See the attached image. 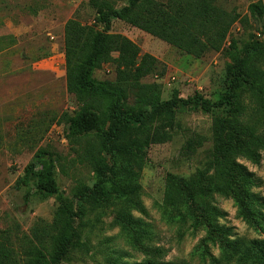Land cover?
Masks as SVG:
<instances>
[{
  "label": "trees",
  "instance_id": "1",
  "mask_svg": "<svg viewBox=\"0 0 264 264\" xmlns=\"http://www.w3.org/2000/svg\"><path fill=\"white\" fill-rule=\"evenodd\" d=\"M108 1L123 7L99 8L94 26H83L76 19L69 21L64 37L66 88L79 104L73 116L64 118L66 138L78 142L96 137V142H88L85 149L95 184L93 188L78 184L73 200L65 197L59 188L56 156L47 149L40 150L15 188L24 193L26 202L40 194L55 198L59 206L52 222L38 221L30 235L20 233L15 223L0 233V264L69 262L82 237L79 223L105 206L114 207L115 224L134 236L137 243L149 238L150 232L134 216L145 214L140 179L148 150L170 141V136L153 126L154 122L166 117L171 127L178 108L214 113L211 103L197 94L193 101L175 94L172 100L162 102L160 86L142 84L160 72V63L148 54L142 55L127 37L110 34L111 24L121 21L203 59L224 49L238 18L218 7V0ZM249 13L252 19L264 20V5L252 4ZM253 39L242 55L232 54V64L227 67L229 95L224 105L232 139H217L206 169L189 178L170 176L164 189L167 207L200 206V215H194L196 221L221 234L218 241L223 245L222 258L214 264H264V240L233 239V234L217 227L224 213L209 202L216 194L232 196L243 221L264 235V200L252 191L257 188V179L237 162L246 158L258 163L262 155L264 158V46ZM232 50H237L234 40ZM114 55H118L117 60ZM111 62L117 65V79L96 80V71ZM151 251L154 255L162 253L158 248Z\"/></svg>",
  "mask_w": 264,
  "mask_h": 264
},
{
  "label": "rangeland",
  "instance_id": "2",
  "mask_svg": "<svg viewBox=\"0 0 264 264\" xmlns=\"http://www.w3.org/2000/svg\"><path fill=\"white\" fill-rule=\"evenodd\" d=\"M91 1L0 0V233L15 223L20 233L30 235L38 221L53 220L59 206L55 198L39 194L26 202L24 193L15 188L40 150L47 149L56 156L59 188L65 197L73 200L78 184L88 188L95 184L85 149L88 142H96V137L74 142L65 133V116H73L79 108L75 96L66 88L65 26L73 19L83 26H94L99 8L121 9L123 5L114 6L108 0H97L93 5ZM257 3L264 5V0L217 1V6L237 17L238 22L224 49L203 59L189 56L121 21L112 22L110 34L127 37L142 55L148 54L160 63V72L142 84L160 86L162 102L172 100L175 94L193 101L197 94L215 109L207 114L201 109L178 108L171 127L166 117L154 122L153 126L170 136V141L148 150L140 179V202L145 214L134 213L150 237L137 243L134 236L115 224L114 207L105 206L79 223L80 244L69 262L63 264H214V260H221V234L199 225L194 218L202 207L169 208L164 189L170 176L189 178L206 169L217 139H232L231 134L228 136L230 119L224 105L229 95L227 67L232 64V54L242 55L253 37L264 46V20L252 19L249 13L250 6ZM233 40L236 51H230ZM113 58L117 60L118 55ZM95 79L114 82L116 63L97 70ZM237 162L255 175L257 188L252 191L264 200L263 155L258 163L246 158H238ZM209 202L224 213L217 227L229 231L233 239L264 240L263 234L239 216L232 196L216 194ZM156 248L162 253L152 254Z\"/></svg>",
  "mask_w": 264,
  "mask_h": 264
}]
</instances>
